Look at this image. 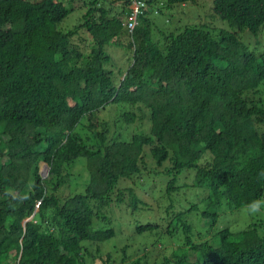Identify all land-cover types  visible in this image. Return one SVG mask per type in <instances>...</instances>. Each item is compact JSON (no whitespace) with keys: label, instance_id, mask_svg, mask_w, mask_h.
Returning a JSON list of instances; mask_svg holds the SVG:
<instances>
[{"label":"trees","instance_id":"trees-1","mask_svg":"<svg viewBox=\"0 0 264 264\" xmlns=\"http://www.w3.org/2000/svg\"><path fill=\"white\" fill-rule=\"evenodd\" d=\"M64 1L0 0V264H264V211L239 232L221 226L264 201V47L237 35L264 42V0H211L209 23L173 30L150 15L195 0H137L131 33L132 0H79L81 22L65 32ZM126 38V70L114 73L104 48ZM79 158L88 180L69 183ZM150 184L148 203L135 187ZM115 207L151 216L137 234L177 238L169 257L158 242L154 259L105 251Z\"/></svg>","mask_w":264,"mask_h":264},{"label":"rangeland","instance_id":"rangeland-1","mask_svg":"<svg viewBox=\"0 0 264 264\" xmlns=\"http://www.w3.org/2000/svg\"><path fill=\"white\" fill-rule=\"evenodd\" d=\"M79 0H74L73 4H67V9L73 8L72 11L68 14V16L59 24L58 28L61 31H68L73 29L74 27L78 26L81 22V17L83 13L85 12V8L81 7L82 3ZM64 3H66L64 1ZM211 7H212V2L211 0H195V3H190L185 6H179L175 8L173 11L165 12L166 14L160 15V16H155L150 15V17L153 19V21L159 25L161 28H167V29H175V27L180 26L181 28L187 24H200V23H209V19L211 17ZM170 16V17H168ZM203 19H206L203 21ZM215 23L213 25V28H215V31L220 30L221 28H228V25L226 22L221 21L219 18H215ZM169 23V24H168ZM169 26V27H165ZM263 30V29H262ZM239 38L243 41V43L248 46L249 50L253 53H257L258 51H261L262 48L264 47V42L262 44H255L256 40L255 38L247 31L239 32L237 34ZM260 36V34H259ZM258 36V39H259ZM247 37V38H245ZM263 39V36L260 37ZM248 39H251L253 42L248 41ZM74 42L78 44L79 46L81 45L80 37H76ZM128 44V39L126 38L123 41V45L116 47L113 45H107L104 48V51L106 54L110 56V62L111 64L107 67L109 70H111L114 73L120 72L121 69H125L127 67V56L128 52L125 50ZM126 70V69H125ZM103 116V112L101 113V117ZM109 119H112L109 115H107ZM139 124H135L131 127L128 128V135L132 134L134 128H137ZM141 129H147L146 124L142 123L140 126ZM139 128V127H138ZM73 168H71L70 171V180L69 183L73 178L76 176L79 178L80 181H86L88 180V172L86 169V164H85V159L79 158L77 159L73 165ZM40 171L45 173L46 168L44 167V163L40 164ZM48 174V173H47ZM46 174V175H47ZM188 175H192L194 177V174L192 172H186ZM190 181V176H186V178L181 179L179 182H186L188 183ZM130 181H127L124 183L123 186H128L130 185ZM140 185H142V181L138 182ZM186 183H182L185 185ZM70 187V188H69ZM67 187H61L62 190H60L61 195H67L70 191L72 186ZM136 192L139 193L140 197L145 201V202H151L153 199L151 196H155V193L152 192V184L147 185L146 189L143 187L136 186ZM81 191V190H80ZM151 196H150V195ZM188 196H183V200L189 203L190 201V193L187 192ZM112 210L109 211V218L111 220V225L109 228L113 229L115 232V236L113 237L114 239L110 240L109 242L105 243L104 245L111 246V248H105V251H109L112 249V247H128L129 252L131 253V256L129 257V262L136 260V259H141L145 258L148 254L149 251H152V253L148 256H151L153 259L155 255H158L154 246V242H158L161 244V247L167 246V248L163 251L164 257H169L170 253H172L173 248L176 246L177 238H171L166 236L165 234H160V229L159 231L157 229H153L151 231L152 237L149 236L147 233H141L137 234L134 232L133 228H136L140 223H143L145 219L150 220L151 216H147L146 218L141 217L140 215L134 213V215L129 214L128 211L125 210V212H119L116 211L115 208H111ZM238 212V216L235 214V211L231 213L230 218L225 217V221L221 223L222 228L224 227H229L231 231L233 232H239L243 226L247 223V215L246 213V208L236 210ZM162 211H160L161 213ZM160 213L156 214L159 215ZM241 214V215H240ZM247 214V215H246ZM240 215V216H239ZM160 218L158 216H155L153 218V221L155 224H159ZM174 228H176L175 225H173ZM153 243V245H151ZM157 244V245H160ZM144 247H149V248H143ZM159 247V246H157ZM173 247V248H172ZM172 248V250H171ZM157 260H162V257L159 256Z\"/></svg>","mask_w":264,"mask_h":264},{"label":"built area","instance_id":"built-area-1","mask_svg":"<svg viewBox=\"0 0 264 264\" xmlns=\"http://www.w3.org/2000/svg\"><path fill=\"white\" fill-rule=\"evenodd\" d=\"M145 3L143 1L132 0L130 6V14L126 17V29L132 32L137 26V20L140 15L143 14Z\"/></svg>","mask_w":264,"mask_h":264},{"label":"clouds","instance_id":"clouds-1","mask_svg":"<svg viewBox=\"0 0 264 264\" xmlns=\"http://www.w3.org/2000/svg\"><path fill=\"white\" fill-rule=\"evenodd\" d=\"M65 1L69 2V0H65ZM125 21H126V18H125ZM260 175L264 176V171H262ZM245 207H246V210L249 216L259 215L262 213V211H264V201H259V200L252 201L251 203L247 204Z\"/></svg>","mask_w":264,"mask_h":264},{"label":"water","instance_id":"water-1","mask_svg":"<svg viewBox=\"0 0 264 264\" xmlns=\"http://www.w3.org/2000/svg\"><path fill=\"white\" fill-rule=\"evenodd\" d=\"M44 167L46 168L45 173H43V172L40 171V174H41V176H42L43 178L47 176L46 174L48 173V170H49L46 164H44Z\"/></svg>","mask_w":264,"mask_h":264}]
</instances>
